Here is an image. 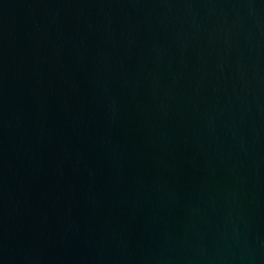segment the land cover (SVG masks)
I'll use <instances>...</instances> for the list:
<instances>
[{
    "label": "water",
    "instance_id": "95a60500",
    "mask_svg": "<svg viewBox=\"0 0 264 264\" xmlns=\"http://www.w3.org/2000/svg\"><path fill=\"white\" fill-rule=\"evenodd\" d=\"M0 264H264V0H0Z\"/></svg>",
    "mask_w": 264,
    "mask_h": 264
}]
</instances>
